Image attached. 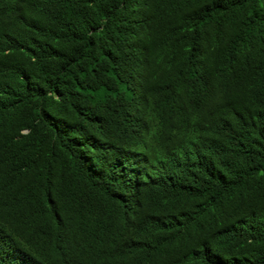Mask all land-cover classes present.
<instances>
[{
    "label": "trees",
    "instance_id": "trees-1",
    "mask_svg": "<svg viewBox=\"0 0 264 264\" xmlns=\"http://www.w3.org/2000/svg\"><path fill=\"white\" fill-rule=\"evenodd\" d=\"M0 264H264V0H0Z\"/></svg>",
    "mask_w": 264,
    "mask_h": 264
}]
</instances>
